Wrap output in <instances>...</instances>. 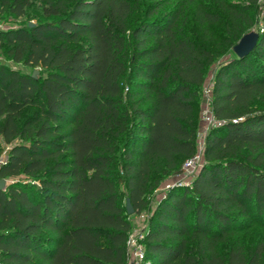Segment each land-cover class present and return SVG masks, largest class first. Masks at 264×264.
Instances as JSON below:
<instances>
[{
  "label": "trees",
  "instance_id": "16d2710c",
  "mask_svg": "<svg viewBox=\"0 0 264 264\" xmlns=\"http://www.w3.org/2000/svg\"><path fill=\"white\" fill-rule=\"evenodd\" d=\"M1 1L16 16L30 3ZM68 4L49 0L46 18L0 30L1 55L32 67L0 62V178L15 177L0 189V264H126L119 184L140 213L197 151L195 106L214 56L179 29L180 10L149 8L131 28V0ZM237 16L250 22L244 8ZM261 95L264 28L218 66L204 161L157 201L142 264H225L218 241L264 212V112L251 107ZM262 253L232 246L227 264H260Z\"/></svg>",
  "mask_w": 264,
  "mask_h": 264
},
{
  "label": "rangeland",
  "instance_id": "374dc122",
  "mask_svg": "<svg viewBox=\"0 0 264 264\" xmlns=\"http://www.w3.org/2000/svg\"><path fill=\"white\" fill-rule=\"evenodd\" d=\"M30 3L26 8V13L16 16L3 6L0 0V22L1 29H7L20 24L36 22L38 19L46 18L45 7L49 0H28ZM54 2L56 0H53ZM70 5L74 0H68ZM134 10L129 16V24L132 28L143 17L148 14V9L156 7L157 14L169 12L173 9L180 10L178 19L179 29L193 38L196 42L204 45L211 50L214 60L205 70V80L200 90L195 106L194 120L197 126L196 146L197 149H203L208 131L218 123L213 117L212 108H207L206 91H212V85L215 72L218 66L234 56L233 45L242 36L239 35L254 30L260 33L264 28V0H256L251 3L249 0H131ZM244 8V13L250 18V22L241 20L237 14ZM232 10V11H231ZM212 12L219 16V21L206 20V13ZM0 62L9 64L12 67L21 70L32 71V67L26 66L21 62H14L5 59L1 55ZM210 91V95H211ZM253 111L264 112V95L255 99L251 105ZM6 150L7 147L5 146ZM202 161V162H203ZM180 169V170H179ZM178 170H173L162 176L159 184L147 193L148 207L140 213L127 214L132 227L130 232L146 231L149 227V219L157 201L163 197L166 189L174 183L188 184L191 182V176L184 171L183 164ZM116 173L121 174L120 166L117 165ZM23 177V176H21ZM6 184L15 179V177H4ZM122 203L126 208V188L124 184H119ZM140 214H143L141 216ZM191 246L195 241L189 243ZM232 246L242 247L245 256L248 258L258 247L263 248L261 263L264 264V212L259 217H249L242 224H236L228 230V233L216 244L217 254L225 259L227 264V255Z\"/></svg>",
  "mask_w": 264,
  "mask_h": 264
},
{
  "label": "built area",
  "instance_id": "2783aa9c",
  "mask_svg": "<svg viewBox=\"0 0 264 264\" xmlns=\"http://www.w3.org/2000/svg\"><path fill=\"white\" fill-rule=\"evenodd\" d=\"M1 22H0V30H1ZM211 91V90H210ZM210 91L207 90L206 93V102H207V108L210 107V101H211V95ZM203 149L198 148L195 155L189 159H187L184 164L183 168L185 172H188V174L193 176L194 173L197 172V170L200 168L202 161H203ZM5 159V153H3L0 156V164L3 163ZM143 216V214H140ZM144 234L145 231L139 230L135 232H129L126 240V246L128 251V259L130 261V264H142L144 259ZM127 259V260H128Z\"/></svg>",
  "mask_w": 264,
  "mask_h": 264
},
{
  "label": "water",
  "instance_id": "95a60500",
  "mask_svg": "<svg viewBox=\"0 0 264 264\" xmlns=\"http://www.w3.org/2000/svg\"><path fill=\"white\" fill-rule=\"evenodd\" d=\"M32 24V22H30ZM258 32L251 30L244 33L240 39L233 45L232 49L238 57L248 54L256 44L258 38ZM33 74H36V70L33 71ZM6 186L5 178H0V189ZM126 213H134V207L130 201V198H126Z\"/></svg>",
  "mask_w": 264,
  "mask_h": 264
},
{
  "label": "crops",
  "instance_id": "0c3cea01",
  "mask_svg": "<svg viewBox=\"0 0 264 264\" xmlns=\"http://www.w3.org/2000/svg\"><path fill=\"white\" fill-rule=\"evenodd\" d=\"M126 264H130V261H129V259L127 260V263Z\"/></svg>",
  "mask_w": 264,
  "mask_h": 264
}]
</instances>
